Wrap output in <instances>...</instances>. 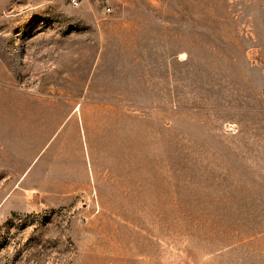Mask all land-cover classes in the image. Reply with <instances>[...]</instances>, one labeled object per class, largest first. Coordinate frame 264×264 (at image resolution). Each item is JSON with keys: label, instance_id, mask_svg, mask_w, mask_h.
Listing matches in <instances>:
<instances>
[{"label": "rangeland", "instance_id": "374dc122", "mask_svg": "<svg viewBox=\"0 0 264 264\" xmlns=\"http://www.w3.org/2000/svg\"><path fill=\"white\" fill-rule=\"evenodd\" d=\"M0 0V264H264V0Z\"/></svg>", "mask_w": 264, "mask_h": 264}, {"label": "built area", "instance_id": "2783aa9c", "mask_svg": "<svg viewBox=\"0 0 264 264\" xmlns=\"http://www.w3.org/2000/svg\"><path fill=\"white\" fill-rule=\"evenodd\" d=\"M71 3L74 7H78L80 5L78 0H72Z\"/></svg>", "mask_w": 264, "mask_h": 264}]
</instances>
